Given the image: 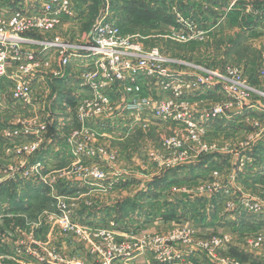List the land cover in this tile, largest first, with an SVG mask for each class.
<instances>
[{
  "label": "built area",
  "instance_id": "obj_1",
  "mask_svg": "<svg viewBox=\"0 0 264 264\" xmlns=\"http://www.w3.org/2000/svg\"><path fill=\"white\" fill-rule=\"evenodd\" d=\"M23 4L19 9L0 4V91L8 104L32 107L37 100L36 86L44 78L40 74L42 70H51V75L57 79L75 78L68 85L74 106L67 124L78 127L73 128L67 142L74 148L73 156L78 160L100 159L103 163L92 168L74 165L71 169L74 174L93 183L110 184L114 170L110 174L109 164L115 156L93 144L130 139L138 129L156 122L185 128L184 134L181 129L180 135L161 144L168 155L166 159L155 158V161L165 169L217 152L216 144L211 147L202 144L201 139L216 130L217 121L228 119L233 112L231 116L247 121L246 125L250 124L253 129L238 147L255 149L264 140V66L257 71L261 87L256 88L243 70L232 66L215 70L182 64V61L167 57L160 48H145L138 37L124 35L106 12L95 25L91 37L79 44L59 37L38 38L39 33H53L80 13L73 0H24ZM192 28L197 31L192 29L194 32L189 39L200 38L202 30L194 25ZM55 62L60 70L54 68ZM182 67L189 68L192 73L182 71ZM216 91H221L226 98L216 102L212 98ZM201 100L207 103L202 111L198 108L200 103H193ZM35 121L34 124L22 122V128L5 133V138L11 143L12 155L19 158L22 176L26 179L37 176L43 182L41 185L51 186L54 180L42 175L45 167L36 161L48 139V125L38 119ZM194 145L200 149H194ZM238 151L230 150V153ZM245 160L237 167L240 172L249 164ZM234 174L235 170L231 179L236 178ZM213 178L208 188L215 194L224 191L231 196L230 187L217 171ZM235 204L223 203L229 216L261 215L264 208V201L252 197H243L238 205ZM59 207V213L51 219L55 224L53 230L59 228L77 249L85 250L87 257H67L51 248L50 238L38 242L35 237L24 242V249L35 253V263L131 264L142 257L149 264H179L188 255H194L198 248L220 264H241L230 257L219 258V251L229 244L228 237L201 240L196 238L195 231L186 228L158 234L135 226L124 229L112 221L89 225L77 221L76 206L60 202ZM248 245L264 252V236L256 235Z\"/></svg>",
  "mask_w": 264,
  "mask_h": 264
},
{
  "label": "rangeland",
  "instance_id": "obj_2",
  "mask_svg": "<svg viewBox=\"0 0 264 264\" xmlns=\"http://www.w3.org/2000/svg\"><path fill=\"white\" fill-rule=\"evenodd\" d=\"M253 1L256 0H73L80 15L53 33H39L37 37L42 39L59 37L79 44L91 37L95 25L105 13L106 8H110L109 19L118 23L124 35L138 37L145 48H160L167 57L182 61V64L187 63L202 68L212 67L215 70H223L229 66L238 68L244 71L253 86L260 88L257 71L264 66V13L252 12L251 15L241 7L251 4ZM220 3H226L229 8L227 7V10L218 9ZM254 5L260 6L258 3ZM162 16L169 18L170 27L168 25L165 29L161 27L157 20ZM252 21L257 24L261 23L260 30H254ZM178 22H182V24ZM249 24L253 28L249 27ZM193 25L202 30L203 34L200 38L195 37L190 40L189 35H192L195 30L192 28ZM54 68L56 71L61 69L57 62L54 64ZM188 69L182 67V71L192 73ZM40 74L44 78L36 86V92H39L35 94L36 106L19 105L20 109L15 113L0 112V264H26L25 261L27 264L28 262L34 264L36 255L33 251L24 249V242H29L35 237L38 238V242H40L39 240L46 242L49 239L47 234L53 230L55 225L51 219L52 216L59 213L60 202L76 206V218L81 223L91 225L98 223L97 221H112L116 226L128 227L131 222L125 224V221L130 214L139 219L142 217L146 219L149 211H157L161 216L167 214L165 211L168 210V207L165 203L157 205L158 203L145 200L146 193L150 192L147 187L149 181H156L151 188L154 201H170L168 194L175 190L170 191L171 186L164 188L162 184L164 179L169 176L173 177L169 183H173L174 179H177L174 175L177 177L180 175L178 184L182 187L183 200L192 201L191 195L197 194L195 190L197 187L199 188L197 189L198 194L202 195V192H206L205 195L208 197L213 196L214 190L212 192L210 189L206 190L204 185V182L209 181L210 177L206 174L207 170L206 172L204 170V173L197 170L194 174L195 170L192 171L193 167H190L191 171L189 169H179V171L172 169L165 175L151 176V172L157 170L156 162L154 158H146L144 154L142 156L140 153L147 147L146 139L156 140L155 148L157 149L161 148L163 141L180 135L181 129L182 134L185 133L183 126L176 129L172 124L167 127L156 122L149 129L140 128L134 139L96 141L93 144L94 147L106 149L110 152L109 155L115 156L109 164V169L119 167L125 169L127 173H131L127 174L128 179L126 180L130 184L121 188L117 194H109L110 196L105 197L104 201H81L79 195L82 196L86 190L82 186L80 189H71L67 186L66 180L58 179L57 175L68 165L70 169H73L74 165L92 168L103 163V160L89 158L78 160L73 156L74 148L68 144L67 139L73 128L78 126L77 124L66 126L67 117L74 106V101L71 99L73 94L68 86L70 79L54 78L49 69L42 70ZM212 98L216 102H220L226 97L221 91H216ZM204 100L193 103H200L198 108L202 111L207 105ZM63 102H66V106H63ZM230 117V120H236L232 126H228L227 118L214 124L223 135L218 141L230 140L229 146L226 143L223 144L225 145L224 150H241L242 148L238 146L242 142L243 136L240 134L247 128L249 131H246V135H249L253 129L248 124L246 125L247 121ZM37 119L38 122L40 120L48 125V137L55 134H51V131L56 130L58 124L61 127L58 136L61 135L62 139L60 138L57 145L63 147L62 144L66 140L68 147L63 151L57 150L59 155L53 159L55 163L51 165L53 167L51 171L48 169L45 171V168L43 171L41 169L42 175L47 180L55 179L56 183L53 184V188L49 185L47 187L41 185L43 182L37 176L31 179L23 177L19 158L13 155L11 159L8 157V153H12V149H10V141L5 138V133L22 128V122L28 121L34 124ZM223 127L234 129L232 131L231 129L223 130ZM254 133L256 134L255 131ZM207 136L201 139V143L210 144L213 147L214 143H211V140L214 137L210 139ZM209 136L212 134L210 133ZM194 149L200 148L194 145ZM137 150L139 156L135 159ZM231 159L227 158L224 163L218 165L222 168L219 169V177L223 178L227 186H234L237 183L239 193L234 196H232L233 194L226 195L222 202L231 204L238 202L235 204L238 205L243 197H252L263 202L264 174L261 175L254 160L252 158L245 160L249 164L240 172L237 168L239 166H237V161L234 166L230 165ZM197 161L190 160L189 162L194 163L192 166H196ZM231 167L232 171L235 170V179H231ZM109 172L111 174L110 170ZM197 176L201 178L199 181H196ZM142 185L144 188H141ZM177 185L174 187H178ZM244 188L247 189L246 192L243 191ZM94 199L97 198L94 197ZM218 210L221 215L229 216L223 208ZM89 213L91 216L88 219L86 217ZM100 213L106 216L101 214V217H98L97 214ZM93 215L95 217H92ZM255 216L261 219L258 224L264 225V208L261 215ZM250 218L252 221L253 217ZM29 234L30 237L25 240L24 236ZM8 243H12V245L17 243V246L10 248Z\"/></svg>",
  "mask_w": 264,
  "mask_h": 264
},
{
  "label": "crops",
  "instance_id": "obj_3",
  "mask_svg": "<svg viewBox=\"0 0 264 264\" xmlns=\"http://www.w3.org/2000/svg\"><path fill=\"white\" fill-rule=\"evenodd\" d=\"M230 1V0H228ZM235 1V0H234ZM241 1V0H238ZM255 2V3H254ZM0 3L8 6L9 8L15 9V8H22L24 7V0H0ZM260 4L259 7H256L254 4ZM219 6L217 7L218 9H226L227 10V4H223L220 3L218 4ZM237 7V6H236ZM243 7L244 10H246L248 12V14H253L255 12L260 13L263 12L264 13V0H256L253 1L251 4L244 6ZM229 8V7H228ZM107 14H109L110 12V8H106L105 11ZM197 12V10H196ZM253 12V13H252ZM165 13V12H164ZM159 24L161 25L162 28H166V26H169L170 20L169 18H167L166 16H162L159 18ZM253 27L254 30H260L259 26L261 25V23L257 24V22H253ZM171 24V23H170ZM224 25V24H223ZM252 25L249 24V27ZM219 31H221V29H219ZM91 36V35H90ZM56 64V62L54 63ZM65 77L63 78L64 80H66ZM68 79H70L69 81V85H71V83L73 81H75L74 77H69ZM37 94L39 92H36ZM4 95H2L1 91H0V112H8L12 113V112H16L17 110L20 109L18 104H8L5 101V98H3ZM65 103V102H63ZM62 103V104H63ZM64 105V104H63ZM36 106V105H35ZM22 109V108H21ZM236 110V109H235ZM234 113V112H233ZM235 114V113H234ZM233 115V114H232ZM231 116V114H230ZM229 116L228 118V122L229 125L228 126H232L234 124V121L230 120L231 117ZM233 118L235 116H232ZM66 120V119H65ZM4 124V123H2ZM56 125V124H55ZM66 126H70V124H67ZM154 125H151L149 127L146 128H150L153 127ZM219 126V123H218ZM249 126H251L249 124ZM168 127V126H167ZM60 128L59 125H56V130L51 131V134L55 133L54 135H51L48 137V139L46 140L45 144L43 145V147L41 148L39 154L36 157V160H38L40 163L43 164V166L45 167V171H47L46 169L50 170L53 168L51 165L54 164L55 160L53 161L54 158H57L59 155V151H63L66 150V148L68 149L67 145H66V140H64V143L62 144L63 147H61L60 145H57L60 141L61 135L58 136L59 132H60ZM174 128L176 129H180L179 125H174ZM142 129V128H141ZM223 130H230L231 131L234 128H222ZM140 130V129H138ZM137 130V131H138ZM248 129L245 128V131H242V133L240 134L241 136H243V140L241 139V141H244L246 139V131ZM136 133L130 138V139H134ZM212 136H207L211 140V143H214L217 145L218 151L215 153H209V154H204L202 155L201 158L198 159V163L196 164V166H192L194 163L192 162H188L185 164H182L181 166H177V167H173V168H169L168 170H166L165 168H162L156 161L155 158H159V159H166L168 153H166V151L161 147V148H155V145L157 144L156 140H147L146 139V148L145 150L141 151L140 153L145 155L146 158H154V161L156 162V168L157 170L155 172H151V176H159L162 174H166V173H170V170L174 169L179 171L183 170V169H189L190 167H193L192 171H194L193 173L195 174V172L197 170H199L200 172H206V170L208 171L206 174H208L210 177L208 178L209 181L204 182V185L206 186V190H208L211 186V184L213 183V173L214 171H217L218 173H220L219 169L220 168L218 165L224 163L227 158H232L230 165L234 166L237 162V166L240 164V162H242V160H245L246 158H252V160H254V163L256 165L257 168H259V172L261 173V175L264 174V140L259 143L255 149L254 147H252L249 150L246 149H241L238 151V153H230L229 149L224 150V146L223 144H227V146L230 145V140L229 141H225V142H220L218 141L219 138H222L223 135H221V132L219 131L218 127L216 126V130H213L211 132ZM57 135V137H56ZM233 135V134H231ZM235 136V135H233ZM232 136V138H234ZM245 137V139H244ZM62 139V138H61ZM116 140H120V139H116ZM115 141V140H114ZM160 144V143H159ZM12 153H8V157L11 159ZM139 156V151L137 150V156L134 158L137 159ZM204 159V160H203ZM222 160V161H221ZM225 160V161H224ZM237 161V162H236ZM189 166V167H187ZM250 166V165H248ZM234 169V167H233ZM111 172H113V174L110 176V179L113 180L111 182L108 183H93L91 181H88L86 179H83L81 176H77V174H74L72 172V170L69 168V165L62 169L61 172L57 175L58 179H65L67 182V186H69L71 189H80L81 186L84 188V190H86L82 196L79 195V199L81 201H104L105 197H109V194H117L118 191L121 190V188H124L128 183L126 180L128 179L127 174H131V173H127L125 169L122 168H113L110 169ZM147 171H149L147 169ZM150 172V171H149ZM203 172V173H204ZM233 173L232 171V167H231V174ZM198 174V173H197ZM180 176V175H179ZM177 177V175H174L175 178L173 183H169L172 181L173 177L169 176V178L164 179V183L162 184V186L164 188L166 187H170V191L171 190H175L174 192H171L168 194L169 200L170 201H154L153 200V193L151 192V188L154 185L153 183L156 181H149L147 184V187H149V191L148 193H146L145 195V200L146 201H153L155 203H158L157 205L161 204L163 205L164 203L166 204V206L168 207V210H166L165 212H167V214L161 216L160 214L158 215L157 211H149L146 215V219L144 217H142L141 219H139L138 217H136L135 215L130 214L129 217L126 219L125 224H129L131 222V225L129 227H138L141 228L142 230H146V232H155L158 234H164L167 231H169L170 229H176V228H186V229H190L196 232V238L197 239H201V240H210L214 237H228L230 239L229 244L227 245V247H224L221 251H219L218 255L219 258L222 260L225 257H230L235 261L240 262L241 264H264V252L263 251H255L252 248L249 247L248 245V241L255 237L256 235H263L264 236V225H259L258 221H260L261 219H259V217H256L253 214H248L245 213L243 215H237L236 214H232L230 216L224 215L219 212L218 209L223 208V202L224 201V197L226 196V192H222L219 194H213V196L208 197V195H205L204 192H202L200 194H198L199 191H197V189H199L197 187V189L195 188L197 194L195 197L193 194L191 195L192 201H186L182 199V187L179 186L180 184H178L180 181L179 178ZM198 177V176H197ZM196 177V178H197ZM201 178H197L196 181H199ZM53 180L52 178H50V181ZM127 182V183H125ZM56 181L54 179V183L55 184ZM255 183V182H254ZM178 184V185H177ZM237 183L234 184V186H229L230 188H228L229 193L234 196V194L236 195L237 193H239L237 190L239 189L238 185H236ZM175 185H177L178 187H174ZM236 185V186H235ZM209 186V188H208ZM33 187V186H32ZM43 187V186H42ZM47 187V186H45ZM51 187L53 188V185H51ZM37 188V187H36ZM141 188H144L143 185ZM159 189V187H158ZM203 191V188L201 189ZM246 188H244V192H246ZM179 191V192H178ZM210 191L212 192V190L210 189ZM174 196V197H172ZM188 197V195H186ZM193 196V197H192ZM205 196V197H204ZM94 197H96L97 199H94ZM175 200H172V199ZM148 203V202H147ZM158 207V206H157ZM101 214H97L98 217H101ZM106 216L105 214H102V216ZM90 213L88 214V217L86 218H90ZM92 217H95L94 215ZM253 217L252 221L251 218ZM140 221V222H139ZM138 222V223H137ZM124 229L128 228V227H123ZM119 233H121L122 231L119 230ZM22 233V232H21ZM30 237V234L28 236H24V239L27 240V238ZM47 238H50V245L51 248H55L57 250H59L60 252H62L64 255H66L67 257H70L72 255H76V256H80V257H87V254L85 253V250H79L77 249V247L71 243V241H69V239L62 233L60 232L59 228L51 230L50 232H48L47 234ZM23 239V241H25ZM8 245L11 247L17 246V243H14V245H12V243H8ZM184 250H187V247L184 246ZM196 253L194 255H188L184 261H182L179 264H220L219 261L217 260H213L211 258H209L207 256V254L196 248ZM25 263L27 264V261H25ZM24 264V263H23ZM33 264V263H32ZM34 264H38L35 263ZM51 264V263H49ZM131 264H149V261L139 257L136 260L131 261Z\"/></svg>",
  "mask_w": 264,
  "mask_h": 264
}]
</instances>
